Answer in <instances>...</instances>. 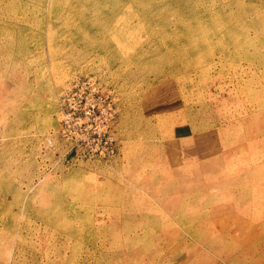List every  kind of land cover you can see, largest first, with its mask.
Segmentation results:
<instances>
[{
  "label": "rangeland",
  "instance_id": "374dc122",
  "mask_svg": "<svg viewBox=\"0 0 264 264\" xmlns=\"http://www.w3.org/2000/svg\"><path fill=\"white\" fill-rule=\"evenodd\" d=\"M0 264H264V0H0Z\"/></svg>",
  "mask_w": 264,
  "mask_h": 264
},
{
  "label": "built area",
  "instance_id": "2783aa9c",
  "mask_svg": "<svg viewBox=\"0 0 264 264\" xmlns=\"http://www.w3.org/2000/svg\"><path fill=\"white\" fill-rule=\"evenodd\" d=\"M59 112L63 136L79 142L82 153L105 156L113 152L115 140L109 132L111 106L92 80L72 83L61 98Z\"/></svg>",
  "mask_w": 264,
  "mask_h": 264
},
{
  "label": "bare ground",
  "instance_id": "6f19581e",
  "mask_svg": "<svg viewBox=\"0 0 264 264\" xmlns=\"http://www.w3.org/2000/svg\"><path fill=\"white\" fill-rule=\"evenodd\" d=\"M229 235V234H228Z\"/></svg>",
  "mask_w": 264,
  "mask_h": 264
}]
</instances>
